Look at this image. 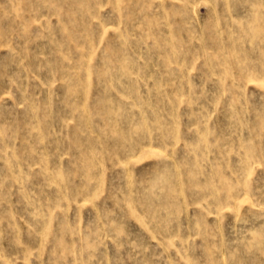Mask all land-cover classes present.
Listing matches in <instances>:
<instances>
[{
    "label": "rangeland",
    "instance_id": "rangeland-1",
    "mask_svg": "<svg viewBox=\"0 0 264 264\" xmlns=\"http://www.w3.org/2000/svg\"><path fill=\"white\" fill-rule=\"evenodd\" d=\"M0 264H264V0H0Z\"/></svg>",
    "mask_w": 264,
    "mask_h": 264
}]
</instances>
